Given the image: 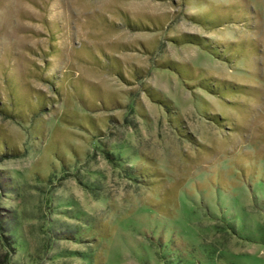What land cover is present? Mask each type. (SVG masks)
Here are the masks:
<instances>
[{
	"label": "rangeland",
	"instance_id": "rangeland-1",
	"mask_svg": "<svg viewBox=\"0 0 264 264\" xmlns=\"http://www.w3.org/2000/svg\"><path fill=\"white\" fill-rule=\"evenodd\" d=\"M0 264H264V0H0Z\"/></svg>",
	"mask_w": 264,
	"mask_h": 264
}]
</instances>
